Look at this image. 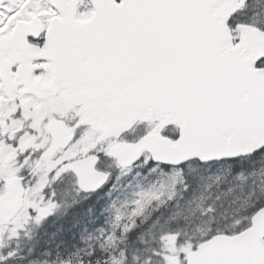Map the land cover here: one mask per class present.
<instances>
[{
  "label": "snow or ice",
  "instance_id": "obj_1",
  "mask_svg": "<svg viewBox=\"0 0 264 264\" xmlns=\"http://www.w3.org/2000/svg\"><path fill=\"white\" fill-rule=\"evenodd\" d=\"M70 216L79 242L37 253ZM18 257L264 264V0H0V264Z\"/></svg>",
  "mask_w": 264,
  "mask_h": 264
},
{
  "label": "trees",
  "instance_id": "obj_2",
  "mask_svg": "<svg viewBox=\"0 0 264 264\" xmlns=\"http://www.w3.org/2000/svg\"><path fill=\"white\" fill-rule=\"evenodd\" d=\"M79 232L80 229L78 227H73V219L71 216L67 219H61L46 225V234H43L38 238L36 245L37 253L44 251L46 248H51L53 252H55L56 245L58 244L61 245L62 249L66 245H73V241L76 239L75 236L79 234ZM29 247L30 243L25 242L22 249L25 254L28 252ZM25 263H28V259L18 257L13 264Z\"/></svg>",
  "mask_w": 264,
  "mask_h": 264
},
{
  "label": "rangeland",
  "instance_id": "obj_3",
  "mask_svg": "<svg viewBox=\"0 0 264 264\" xmlns=\"http://www.w3.org/2000/svg\"><path fill=\"white\" fill-rule=\"evenodd\" d=\"M74 244H76V243H78L79 242V240H77V239H74Z\"/></svg>",
  "mask_w": 264,
  "mask_h": 264
}]
</instances>
